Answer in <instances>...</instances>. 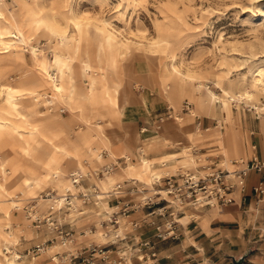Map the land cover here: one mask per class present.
Wrapping results in <instances>:
<instances>
[{
	"label": "rangeland",
	"instance_id": "1",
	"mask_svg": "<svg viewBox=\"0 0 264 264\" xmlns=\"http://www.w3.org/2000/svg\"><path fill=\"white\" fill-rule=\"evenodd\" d=\"M3 1L5 7L10 10L14 18L18 22L23 21L25 35H31V45L33 48L42 51L51 66L54 62L51 51L55 52L58 40L49 35L44 25L48 27L47 30L61 33V35L64 34V37L72 39L78 32L74 24H80V32H83L85 39L83 48L88 51L95 65L96 63L105 65L103 60L108 59L109 61L112 57L108 51V44L110 42L107 39L109 36L112 37L113 40H111L112 42L114 41V45L121 44L124 48L143 56V62L139 65L149 73L148 76L142 78L135 71H130L129 74L132 78H129L127 82H129L130 92L135 98L141 101L147 100L146 106L140 103L126 105L121 109L119 120L113 116L98 117L96 120V125L102 129L97 132V135L101 134L104 136L105 146L117 156V159L122 155L129 156V162H131L130 176L146 182L148 174L142 173L137 160L142 157L151 159L154 163H159L170 158H152L156 157V154L167 153H181L180 156L178 155L173 158L172 162L167 163L169 165L167 171L173 172L175 169L173 175L183 173L185 169L181 168L182 166L180 165L183 163L182 157L184 156L182 149L186 147L190 153L199 157L195 160L198 163L197 165L194 163L186 167V169H194L195 166H209L214 161L213 158L217 157V163L213 162L216 169L233 170L235 167L232 165V162H239L241 159L246 160L241 154H230V148H235L236 139L233 133H230L225 140L226 142H230V147L225 145L224 151L221 149L219 141L220 133L218 132L221 130L222 138H224V129L229 128L231 124L228 121L224 122L218 111L223 101L229 102L224 93L233 97V95L246 90L250 91L252 95V101H246L245 103L247 106L241 103L238 104L235 101L229 104L232 112V120L230 122L234 123V118L238 116L236 128L239 138H241L240 129L243 117L259 118L264 122V0ZM38 20L42 23L33 31L34 33H30L29 28ZM1 22L4 23H2L3 28L7 27L6 23L11 22L6 12L5 20ZM11 35H15L16 39L19 38L14 31H12ZM15 38L12 37L11 40H16ZM61 48H63V53L58 56L60 66L66 62L67 56L70 55V51L72 50V45L67 41ZM97 53L102 59L100 60L101 62L95 59ZM20 54L22 55V61H19L18 64L12 63V58L17 56L18 52L11 51L10 53H6L0 46V163L3 158L2 153H4L10 159V164H14L17 168L19 167L18 171L22 172V174L18 173L13 177L11 168L9 166L5 168L6 178L8 177L6 190L9 196L0 197V236L2 234L6 237L9 235L8 240L11 245L3 248L1 245L4 242L0 238V262L10 264L11 260L9 256L16 254L20 257V260L11 264H54L50 260V257L55 252H59V254H63L64 252L75 253L76 250L79 251L82 247V249H87L90 245H102L103 247L106 241H112L114 229H111L108 225L106 226L107 229H105V225L101 226V222L98 224V217L94 213L99 212L101 214L99 217L101 221H105L107 217L104 215V211H101V207L98 204L96 206L89 205L84 208V211L88 214L79 216V220L76 218L79 222L70 225L74 230V243L58 251V246L61 244L57 241L55 234L49 232L42 222L36 224L38 227H35L36 225L30 222L27 213L34 211L42 219L52 207L51 201L43 199L49 198L45 194H49L52 191L53 194L63 192L68 185V175L72 170L64 175L58 185L48 184L44 188L37 190L34 196L15 191L21 182V178L26 177L25 171H36L40 165H44L43 163L51 154V148L53 147L51 145L49 148L53 142L52 133L60 126L58 120L67 119L68 117L69 126H66L65 133L68 135L69 140H73L77 133L85 132L89 137L92 153L91 156L82 155L79 160L80 164L82 161L87 160L91 164V170L101 171L102 166L111 165L115 163V160L107 155V151L103 150L102 153L105 155L102 156L100 161H97L96 150L98 149V142L96 137H91L93 134L86 129L79 131L80 128H77L79 126L78 121L69 116L70 114L67 109L53 108L47 104L50 101V97L48 92H46L48 90L46 84L34 72L32 73L30 68V49L24 47V51ZM126 60V58L118 59L121 63H125ZM7 61L13 65L9 64L10 66H7ZM52 69L54 70V67ZM52 69H49L50 75H53ZM174 70L179 76H184L190 80L189 83L194 88V92H199L202 104L211 108L210 114L199 113L196 103L188 101L186 98H179L176 100V103L171 100V89H168L170 85L167 82L159 85L158 78L165 72L173 74ZM92 71L97 73L96 77L99 76V72L95 66ZM32 74L35 75V79L32 77ZM117 74H121V71H117ZM27 76H30L29 79L19 86L18 83ZM115 77L121 81L123 75ZM252 79L259 81L257 88L250 87ZM77 82L83 87L88 84V81L81 77L77 78ZM198 82L201 83L200 89L197 88ZM6 86L14 89L13 91L15 92L10 93L11 96L15 95L17 97V95L27 94V92L35 96L23 95L14 101L15 108L25 114L23 117H16L7 111L8 104L5 98L7 90H4L7 88ZM209 91L216 96L212 104L208 100ZM103 99L109 103H114V101L122 102L117 98L112 89H109L108 95H104ZM242 102H245V100H242ZM184 103L191 105L189 109H191L192 113L190 115H183L188 113L182 109ZM250 105L255 106L258 110L251 109ZM73 112L79 115L76 110ZM192 114L194 115L192 116ZM168 115L172 116V119L165 121ZM176 116L184 118L183 122L176 123ZM207 117L215 118L216 126L208 129V132L199 129L194 132L193 123L195 119H205ZM141 118L150 123L159 120V122L150 127L151 129L164 123L165 126L162 129L165 132H182L187 130L185 131L186 137L183 140L178 139L169 142L160 139L156 134L150 133L148 136L151 138L147 136L144 138L146 140H143L139 144V147H141L145 143L153 142L161 146L159 151L148 150L141 153L142 149L138 147L135 152H130L119 146L123 144L124 135L129 136L130 133L136 132V121ZM161 119H164L163 123L160 122ZM217 121L219 122L217 123ZM63 138L60 136L59 141ZM45 139H50V141L45 143ZM184 140L185 142H183ZM179 142H183V144L177 147L172 146L178 145ZM166 144L170 146H166ZM167 149H170V151H167ZM125 165L119 166L113 171H119ZM157 166L159 165L156 164L152 170L157 175H161L163 170ZM75 168L77 167L75 166ZM99 178L106 181V177L99 176ZM109 181V183L119 182L118 184H121L123 189L121 194L129 192L132 189H136L137 191L142 190L141 195L136 193L137 195L132 197L136 201L141 200L139 196L151 198L152 201H158V197H155L152 193L154 191H165L163 181L159 184L161 187L152 186L154 191H149V186L146 187L138 182L134 183V181H126L123 184L121 182L123 181V177L119 173L111 176ZM0 183H3L1 179ZM83 184L85 187L97 184L101 189L106 188H102L104 186H100L93 179L92 175L84 178ZM13 195H16V197ZM159 197L162 199V194ZM14 198L17 199L15 200ZM8 200L15 203L18 207V209H15V207L11 209L12 220L8 223L9 225L5 221V213L10 210V201ZM166 200L174 212L172 217H169V211L165 213L164 217L155 214L147 216L149 212L147 209H144V214L140 212L134 219L132 217H119L118 220L123 219L120 228L123 231L120 237H139V233L132 230L134 228H132L131 223L142 224V221H146V223L153 221L154 226H151V229H153L157 225L162 226L169 222H174V226L186 225L190 223L189 221H196L200 225V221H207V216L200 213V210L196 211L198 208L194 207L183 209V215H177L179 214L176 212L178 208H176L174 203L172 204V199L168 196ZM104 201L109 200L105 199ZM108 203L110 208L111 202ZM23 207H30L29 211L24 213ZM53 210L55 211L54 208ZM92 210L93 212L89 215V211ZM218 210L219 208L212 209V212H217ZM56 216L59 217V214L57 213ZM72 217L75 216L73 215ZM157 219H163V221L156 223ZM202 227L206 230V226L203 225ZM140 228H142V225ZM90 230L91 232H89ZM108 230H110L108 237L103 238L104 233ZM153 233H156V231L151 234ZM186 235L187 231H185ZM50 240L52 242H49ZM136 241L140 242V239L137 238ZM125 242L126 240L116 244V247L122 246V243L127 245V247L124 245L125 248L121 251L122 253L126 252L125 257L127 258L126 263L123 264H136L139 260L138 258L147 253V246L141 247V245H138L135 248L129 249L132 243ZM192 242L186 236L181 241L177 240L172 243L159 245L156 248L159 257L158 264H197V256H193L194 251L187 246L192 244ZM43 243L46 248H49V251L35 259L36 261L25 256L27 250L40 246ZM114 247L110 246L108 249L114 250L112 249ZM5 250L9 254H6ZM187 255H190V257ZM156 256L150 258L144 255V259L140 261V264H153L152 260L156 259ZM199 262L201 264L209 263L203 258ZM224 263L229 264L227 261Z\"/></svg>",
	"mask_w": 264,
	"mask_h": 264
},
{
	"label": "bare ground",
	"instance_id": "2",
	"mask_svg": "<svg viewBox=\"0 0 264 264\" xmlns=\"http://www.w3.org/2000/svg\"><path fill=\"white\" fill-rule=\"evenodd\" d=\"M5 12L8 14L11 22L6 23L7 27L3 28V25H2L3 22H1V21L5 20ZM28 23H30V22H28ZM41 23L42 22L40 20L35 21L32 24L33 26L29 28V32L34 33L33 31H35L37 29V27H39V24H41ZM23 24L24 23L22 20L20 22H18L14 18V16L10 12V10H8L5 7L4 1L0 0V46L2 47V50L6 51V53H10L11 51L18 52V55L13 57L12 61H11L12 63L18 64L19 61H22V55L20 53L24 51V47L29 48L30 49V56H31V60H30L31 71H32V73L34 72L38 77H40L44 81V83L46 84V87L48 89V90H46V92H48V94H49L50 101H48L47 104L53 108L59 107L61 109H67L69 114H70L69 116L75 118L78 121L79 126L77 128H80L79 131H81L82 129H86L88 131H91V133L93 134V135H91V137L95 136L96 140L98 142V149L96 150L97 161H100L102 159L101 154H102L103 150L105 152L107 151V153H108L107 155H109L111 158L116 160L117 156H115L105 146L104 136L101 134L97 135V132L101 131L102 129L100 126L96 125V120L98 119V117L100 118V117H107V116H113L114 118L119 120V117L121 114V109L123 106H126V105L140 103L143 106H146L147 100L144 99L143 101H141V100L135 98L131 94L130 87L128 86L129 82H127L129 78H132L129 74L130 71L131 72L135 71L138 75L142 76V78H145L148 76L149 73L147 71L143 70L141 65H139L140 63L143 62V56L139 53H135L129 49L124 48V46H122L121 44L117 45V46H116V44L114 45V43H113L114 41L112 42V40H113L112 37L107 36L108 37L107 41L110 42L108 44V51L112 57L109 61H108V59L103 60L105 65H101V63L100 64L96 63V65H95V63L92 61L88 51L83 48L84 43H85V39L83 37V32H80V28H81L80 24L79 25L77 23L74 24L76 31H78V32L75 34V37L72 39L64 37V34H62L63 35V37H62L61 33H56L52 30H47L48 27L44 25V28L46 29V31H48L49 35L54 37V39L56 38L58 40L56 42L57 46L55 48V52L53 53L51 51V54L54 57L53 58L54 62H53V65L51 66L48 63L47 58L43 55L42 51H40L39 49L33 48V46L31 45L32 39H30L31 35L30 36L25 35ZM12 31H14L18 35L19 38L16 39L15 35L12 36L11 35ZM12 37H14L16 40H11ZM67 41L71 43V45H72L71 49L72 50L70 51V55L67 56L66 62L60 66L58 56L62 55L63 48H61V46ZM128 48H130V47H128ZM10 55H12V54H10ZM39 55H40V57H39ZM19 56H21V57H19ZM122 58L127 59L125 61V63H121L120 61H118V59H122ZM95 59L96 60L98 59L99 61L102 60L100 58V55H98V53L96 54ZM8 62L9 61H7V63H6L7 66L13 65L12 63H8ZM94 66L97 68V70L99 72L98 77H96L97 73H95V71H92ZM52 67H54V70L52 69ZM49 69L53 70V75H50ZM119 70L121 71V74H117V71H119ZM117 75H123V78L121 81L117 80V78L115 77ZM29 77L30 76L24 77L18 83V85L19 86L23 85L24 82L27 79H29ZM32 77L35 79L34 74H32ZM78 77L85 78V80L88 81V84L87 85L84 84L85 87H83L81 84H79L77 82ZM158 79H159L158 80L159 85H162L165 82H167L170 85V87L168 88L169 90L171 89L170 98L175 103H176V100L179 98H186L188 101H191V102L194 101L196 103V105H197L196 108H197V111L199 113L202 112L205 115H208L211 112V108L209 106H204L202 104V100L199 96V92L198 93L194 92V88L191 86V83H189L190 80H188L184 76H179L175 70H174L173 74H169L166 72L163 73ZM258 82H259L258 80L252 79L250 87L251 88H257ZM197 88L198 89L201 88L200 82H198ZM109 89H112L115 92L117 98H119V100L122 101L121 103H119L118 101H114V103H112V102L109 103L108 101H104L103 96L108 95ZM4 90H7L6 92L4 91L5 93H7V95L5 97L6 103L8 104L7 111L10 112V114H12V115L14 114V116H16V117L17 116L23 117L25 114L20 112L19 110H17L13 103L15 100H18L23 95H28V96L31 95L32 96V94H29L27 92V94H22L19 96L17 95V97H15V95H13V96L10 95V93L15 92V91H13L14 89L7 87ZM0 94H1V92H0ZM224 95L227 97L229 102L226 100L223 101L220 108H219L218 113H219V115H221V118L224 122L228 121L231 125L229 126V128L224 129L225 130L224 138H222V134L220 132L221 130L218 132V133H220L219 134L220 146H221V149L224 151V147L226 144L224 142L227 139L226 137L230 133H233L236 141H235V148H233V149L230 148V151H231L230 154L232 153L233 155H238V154H241V153H239V149L237 147V140H241V138H239V136L237 134L238 132H237V128H236V125L238 123V116H237V118H234V121H235L234 123L230 122V120H232V112H231V109L229 107V104L231 102L235 101L238 104L241 103V104L247 106L245 103H246V101H250V102L252 101V95H251L250 91H246V90L242 93L233 95V97L226 94V93H224ZM32 97H35V96H32ZM215 97L216 96L212 92H210V91L208 92V100L210 101L211 104H212L213 100L215 99ZM242 100H245V102H242ZM215 104H217V103L215 102ZM249 107L255 111L258 110V108H256L255 106L250 105ZM75 110H76V112L79 113V115H76L73 112ZM191 113H192L191 109H189L188 113L183 114V115L186 116V115H190ZM193 115L194 114H192V116ZM67 119H62V120L57 119L59 121L60 126L59 127L57 126L58 129L56 131H53V133H52L53 142L50 144L49 148L51 147V145H53V147L51 148V154L49 155L47 160L43 163L44 165H40V167H38L36 171H31V170L25 171L26 177L21 178V182L16 187L15 191H19L22 194L25 193V194H29L31 196H34L36 194L37 190L44 188L48 184H57L58 185L59 181L64 177V175L67 172H70V170H72V172H70L68 175V185L64 189L63 192L76 193V191L78 190L77 185L73 184V181L71 178V175H74V174H82L85 177L88 175L89 176L92 175L93 179L97 183H99L100 186H104L102 188H105V187L106 188L101 189V187H99V185H97V184L95 186L99 190H101V192H106V191H108V189H111L113 186H115L119 183V182L109 183L110 182L109 178H111V176H113L115 173H119L122 175L123 181H121V182L123 184H125L126 181H134V183L138 182V183L142 184L143 186H146V187L149 186L150 187L149 191H154V189L152 188L153 184H155L157 182L160 183L161 179H163L165 177H169V176L173 175V173L175 172V169L173 172L167 171V167L169 166V165H167V163L172 162L174 159L173 160L172 159L171 160H163V161H160L159 163H154V162H152L151 159H145V158L140 157L137 160V163H138V165H140V168L142 169V173L144 172V173L148 174V177H147L148 180L146 182L140 181L139 179H135L134 177L129 175V172L131 169V165H130L131 162H129L130 158H129V156L122 155L120 157H126L128 160L127 161L128 163L124 167H121L119 171H115V172L113 171L112 173H109V174L100 175V174L96 173V171L91 170V164L87 160L82 161L80 164L79 160H80V157L82 155L83 156H91L92 151H91V145H90L89 137L85 134V132L84 133H77L75 135V137L73 138V140H69L68 135L65 133L66 126H69V119L68 120ZM183 120H184V118L179 117V116H176V118H175L176 123H181V122H183ZM218 122L219 121H217V123ZM142 132L149 133L146 129H143ZM60 136L64 137L61 141H59ZM48 141H50V139H45V143ZM140 152L143 153L144 151L141 150ZM182 152L184 153V156L182 157L183 163L180 165V166H182L181 168L186 169V167L191 166L194 163L196 165L198 164V163H196L195 160L199 157L190 153L188 151L187 147L182 149ZM2 155H3V158H2V162L0 163V179L2 180L3 183H0V197L7 196V195L9 196V193L6 190V184L8 181V177L6 178V169H5L6 166H9L11 168L13 177L15 175H17L18 173L22 174L21 171H18L19 167L17 168L14 164H10L11 161H10V159L7 158L6 154L2 153ZM241 155H243V154H241ZM140 156H143V155H140ZM156 164L159 165V166H157L158 168H160L161 170L164 171V172L162 171L161 175H157L156 173H154V170H152ZM75 166L77 168H75ZM73 167L75 169H71ZM228 171L231 172L232 170H228ZM200 173H202V171H200ZM33 174H35V175H33ZM99 176L104 177V178L106 177V181L99 178ZM10 186H11V184H10ZM63 192H61V193H63ZM61 193H57V194L60 195ZM152 194L153 195L156 194V191H154ZM160 194H162L163 199H168V195H167L166 191H164V190L160 191ZM236 194H239L238 190L236 191ZM13 196L16 197V195H13ZM41 197L43 198V196H41ZM200 197H201L200 195H197L195 198L198 199ZM49 198H43V199H47V200L51 201L52 207L57 210L59 208V205L57 203H54V198H52V199L51 198L49 199ZM14 199L16 200L17 198H14ZM141 200H142V198H141ZM8 201H10V200H8ZM108 202L109 201H104V202L102 201V202H100V204L98 203V205L101 207V211L109 212V210H111V207L109 208ZM171 202L173 204V201H171ZM13 204H15V203L10 201V210L6 211V213H5V221L7 222V225H9L8 223L10 222V220H12L11 209L13 207H15V209H18L17 205L15 204L13 206ZM29 208L23 207L24 213L29 211ZM194 208L200 209L197 206H195ZM213 208H216V207H213ZM92 212H93V210L89 211V215H91ZM86 213L87 212H85V214ZM94 215L96 217H98L97 218L98 224H100V222L102 223L101 219H99L101 214L99 212L98 213L96 212V213H94ZM79 219L77 218V220H79ZM13 220H15V219H13ZM77 220H74L73 223L77 224L79 222ZM122 220L123 219L119 220L118 229H116L113 232L114 234H118V235L121 234L122 235L123 230L120 229ZM101 236H102V234H101ZM0 238L4 242V244L1 245L3 248H7L6 247L7 245H9V246L11 245L10 241L8 240L9 235H7V237H6L5 235L2 234L0 236ZM103 238H105V237L103 236ZM104 244H106V242ZM68 245H70V244H68ZM64 247H67V244H61L60 246H58V251ZM48 251H49V248H47L46 252H48ZM5 253L8 254V251L5 250ZM57 253H59V252H57ZM9 259L11 260L10 261V264H11V263H15V262L19 261L20 257L18 255L14 254L13 256L10 255ZM0 264H3V262H0Z\"/></svg>",
	"mask_w": 264,
	"mask_h": 264
},
{
	"label": "crops",
	"instance_id": "3",
	"mask_svg": "<svg viewBox=\"0 0 264 264\" xmlns=\"http://www.w3.org/2000/svg\"><path fill=\"white\" fill-rule=\"evenodd\" d=\"M167 120L168 119L165 121ZM242 120L240 129L241 140H237V147L239 153L243 154L246 160L241 159L239 162L234 161L232 165L235 169L243 167L249 168L245 180L244 191L239 192V194H236L237 190L232 191L234 202L231 204L214 206L219 208L217 212H212V209H216L213 207L197 209L196 211L200 210V213L207 216V221H200L199 223L201 226L197 224L196 221H189L190 223L186 225H174L172 226L174 236L166 240L158 239L156 233L151 234L155 231L154 228L151 229L152 225L145 223L139 224L140 226L138 229H132L139 233V237H125V243H132L129 249L148 242L147 253L144 255L150 258L157 255L156 259L152 260V262L153 264H158L159 257L156 248H158L159 245L172 243L177 240L181 241L187 236L188 240L193 241L192 244L187 246L194 251L193 256H197V264H201L199 261L202 260V258L209 262L208 264H226L224 263L225 261L229 264H233L234 260L241 258L243 259L242 264H264V122L262 119L252 117H243ZM157 122H159V120L150 123L143 118L137 119L136 132L130 133L129 136L124 135L123 144L119 146L130 152H135L139 144L143 140H146L144 138L150 133L156 134L160 139L169 142H171V140H183L186 137L185 131L187 130L182 132H165L162 129L165 126L163 123L164 121H161V123H163L162 125L151 129L150 127ZM215 126L216 119L213 117H207L205 119L196 118L193 123L194 132H196L197 129L208 132V129L214 128ZM143 129H146L149 133L142 132ZM148 137L151 138L150 136ZM183 142H185V140ZM183 142H179L176 146L171 145L177 147L181 146ZM225 143L226 146L230 147V142L225 141ZM166 146L170 145L166 144ZM160 147L161 146L158 144L149 142L143 144L139 149L143 151H159ZM167 151H170V149H167ZM180 154L181 153L156 154V157L152 159L170 158L169 160H173V158L178 155L180 156ZM213 160V162L217 163V157L213 158ZM213 162L211 166L215 167ZM260 164H263L260 171L252 168V165ZM259 183L262 184L263 193L255 194L253 189L256 188ZM135 195H137L135 190L133 192H128V195L123 198L122 202L130 204L135 203V198H132ZM186 208L188 207L184 209ZM144 211V209L137 208L136 210H132L128 217L134 219L140 212L144 214ZM162 221L163 219H157L156 223ZM141 225L142 228H140ZM203 225L206 226L207 231L202 227ZM185 231H187L186 236ZM137 238H139L142 243L136 241ZM147 239H149V241H147ZM121 245L122 246L119 247L124 248L125 244L122 243ZM125 247H127V245H125ZM187 256L190 257V255ZM112 258L114 259L115 256L112 255ZM143 259H139L136 264H140V261H143Z\"/></svg>",
	"mask_w": 264,
	"mask_h": 264
},
{
	"label": "built area",
	"instance_id": "4",
	"mask_svg": "<svg viewBox=\"0 0 264 264\" xmlns=\"http://www.w3.org/2000/svg\"><path fill=\"white\" fill-rule=\"evenodd\" d=\"M190 106V104L184 103L182 109L188 112ZM166 119H172V116L168 115ZM161 121H164V119H161L160 122ZM101 155L103 156L105 154L102 153ZM127 161L128 160L126 157H120L115 160V163L102 166L101 171H96V173L100 175L109 174L117 167L125 165ZM262 166L263 164L252 165V168L260 171ZM200 171L204 172L203 175L200 173ZM248 171L249 168L247 167L233 169L230 172L226 169H216L211 165L197 166L194 169H185L183 173H177L176 175L165 177L161 179V181H163V187L167 192V195L172 199L174 205H176V208H178L176 212L179 214L177 215H181L182 210L185 207L197 206L199 208H212L214 206L233 203L234 199L232 197V191H244L245 180ZM86 177H89V175ZM86 177L82 174L71 175L73 184L77 185L78 188L76 193L63 192L60 195H57L53 194L52 191L49 194H45V196L48 195L47 197H50L51 199L54 198V203L59 205L57 210L55 209L54 211L51 207L42 217V219H40V216H38L34 211L27 213V216L32 224L36 225L42 222L49 232L55 234L56 239L60 244L68 245L74 243L73 229L70 227V225L74 220H76V218L85 214V207L89 205L96 206L100 201L105 199H108L109 202H111V211H104V215L107 217V219L101 223L102 226L105 225V229H107L106 226L108 225L115 231L118 229L119 225L118 218L128 217L130 212L132 210H136L137 208L149 210L147 216H152L155 214L157 216L164 217L167 211H169V217L174 215V212L171 210V206L168 205L169 202L166 199H160V191H156V194H154L155 197H158V201H152L151 198L139 196L142 198V200L131 204L124 203L122 200L128 195V191L121 194L123 191L121 184L113 186L106 192H101L94 185L85 187L83 184V179ZM159 184L160 183L157 182L153 184V186L161 187ZM134 190L137 194H142V191H137L136 189L129 190V192H133ZM253 192L255 194H262V184L259 183V185L253 189ZM197 195H200L201 197L196 199L195 197ZM57 213L59 214V217L56 216ZM71 215H74L75 217H72ZM142 223L154 226L153 221L151 223L142 221ZM173 224L174 222H169L162 226H155L154 229L156 231V237L160 240H166L173 237ZM131 226L134 229L139 228L138 223H131ZM35 227L38 226L36 225ZM108 233H110V230L104 233L105 238L108 237ZM124 240L125 237L123 238L118 234H113L112 241H106L107 245L104 244L106 246L103 245L102 247V245H90L87 249H82V247L79 251L76 250L75 253L64 252L63 254H59L56 252L50 257V260L54 264H75V262H80L82 264H123L126 263V252L122 253L121 251L123 248L119 246L116 247V244L118 242H123ZM49 242H52V240ZM110 246H115L112 248L114 249L113 251L108 249ZM146 246L148 247V242H145L143 245H141V247ZM46 251L47 248L43 243L40 246H36L33 249L27 250L25 256H28L31 260H33L37 259ZM113 253L115 256L114 259L112 258ZM143 257L144 256L142 255L139 259L141 260Z\"/></svg>",
	"mask_w": 264,
	"mask_h": 264
},
{
	"label": "water",
	"instance_id": "5",
	"mask_svg": "<svg viewBox=\"0 0 264 264\" xmlns=\"http://www.w3.org/2000/svg\"><path fill=\"white\" fill-rule=\"evenodd\" d=\"M243 259L234 260L233 264H242Z\"/></svg>",
	"mask_w": 264,
	"mask_h": 264
}]
</instances>
